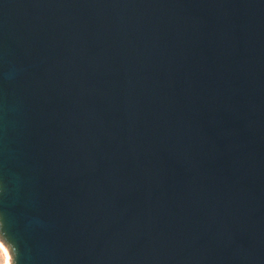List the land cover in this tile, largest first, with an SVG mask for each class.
I'll list each match as a JSON object with an SVG mask.
<instances>
[{"label": "water", "instance_id": "water-1", "mask_svg": "<svg viewBox=\"0 0 264 264\" xmlns=\"http://www.w3.org/2000/svg\"><path fill=\"white\" fill-rule=\"evenodd\" d=\"M10 264H264V0H0Z\"/></svg>", "mask_w": 264, "mask_h": 264}, {"label": "rangeland", "instance_id": "rangeland-1", "mask_svg": "<svg viewBox=\"0 0 264 264\" xmlns=\"http://www.w3.org/2000/svg\"><path fill=\"white\" fill-rule=\"evenodd\" d=\"M0 264H10L9 254L1 242H0Z\"/></svg>", "mask_w": 264, "mask_h": 264}]
</instances>
